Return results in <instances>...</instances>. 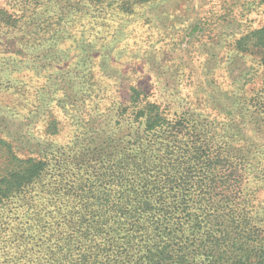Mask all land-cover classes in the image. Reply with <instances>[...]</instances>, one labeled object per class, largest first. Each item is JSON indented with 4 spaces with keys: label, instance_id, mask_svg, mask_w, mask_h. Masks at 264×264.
<instances>
[{
    "label": "trees",
    "instance_id": "trees-1",
    "mask_svg": "<svg viewBox=\"0 0 264 264\" xmlns=\"http://www.w3.org/2000/svg\"><path fill=\"white\" fill-rule=\"evenodd\" d=\"M229 47L260 83L212 96L221 120L131 85L104 113L73 90L65 146L53 109L45 142L0 123V264H264V21Z\"/></svg>",
    "mask_w": 264,
    "mask_h": 264
},
{
    "label": "rangeland",
    "instance_id": "rangeland-1",
    "mask_svg": "<svg viewBox=\"0 0 264 264\" xmlns=\"http://www.w3.org/2000/svg\"><path fill=\"white\" fill-rule=\"evenodd\" d=\"M131 1L0 0L12 16L0 19L5 130L45 142L53 109L62 121L53 140L65 146L76 133L73 117L83 115L69 107L73 90L86 99L85 109L100 107L104 113L112 100L129 96L131 85L175 110L197 107L203 116L221 120L212 96L260 83L259 77L246 80L258 68L254 55L229 47L241 31L262 25L258 0Z\"/></svg>",
    "mask_w": 264,
    "mask_h": 264
}]
</instances>
